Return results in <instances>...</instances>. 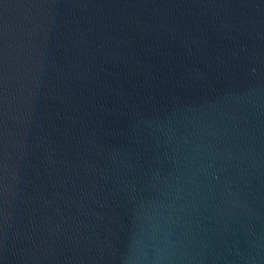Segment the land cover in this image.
<instances>
[{
	"label": "water",
	"instance_id": "95a60500",
	"mask_svg": "<svg viewBox=\"0 0 264 264\" xmlns=\"http://www.w3.org/2000/svg\"><path fill=\"white\" fill-rule=\"evenodd\" d=\"M0 264H264V0H0Z\"/></svg>",
	"mask_w": 264,
	"mask_h": 264
}]
</instances>
